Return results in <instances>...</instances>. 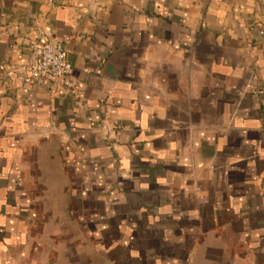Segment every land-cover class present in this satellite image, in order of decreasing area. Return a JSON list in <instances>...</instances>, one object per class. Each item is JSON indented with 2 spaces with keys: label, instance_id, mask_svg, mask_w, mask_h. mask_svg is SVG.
<instances>
[{
  "label": "crops",
  "instance_id": "1",
  "mask_svg": "<svg viewBox=\"0 0 264 264\" xmlns=\"http://www.w3.org/2000/svg\"><path fill=\"white\" fill-rule=\"evenodd\" d=\"M0 264H264V0H0Z\"/></svg>",
  "mask_w": 264,
  "mask_h": 264
},
{
  "label": "built area",
  "instance_id": "2",
  "mask_svg": "<svg viewBox=\"0 0 264 264\" xmlns=\"http://www.w3.org/2000/svg\"><path fill=\"white\" fill-rule=\"evenodd\" d=\"M71 69L61 43L53 40L41 41L33 46V62L24 81L46 85L66 77Z\"/></svg>",
  "mask_w": 264,
  "mask_h": 264
},
{
  "label": "rangeland",
  "instance_id": "3",
  "mask_svg": "<svg viewBox=\"0 0 264 264\" xmlns=\"http://www.w3.org/2000/svg\"><path fill=\"white\" fill-rule=\"evenodd\" d=\"M77 181V184L79 183V180H76ZM86 183H88L89 182V180L87 179V180H84ZM85 183V184H86ZM73 188H75V189H78L79 187H80V185H78L77 186V184H75V181L73 180ZM82 185H84V184H82ZM71 196H73V195H71ZM85 196V195H84ZM83 196V197H84ZM68 197H70L69 195H67V198ZM74 198H78V199H80L79 198V194H76V195H74ZM83 201H85V202H88V199L87 200H83ZM51 206H52V203H51ZM44 213H46V212H44ZM75 213H77V211L75 212L74 210H68V208H66V210H65V212L64 211H62V210H52V211H49L48 212V217L51 219V220H53V219H55V218H65V219H73L74 218V214ZM85 218H87V217H85ZM56 230V232H57V234H61L62 233V231H63V233H64V235L65 236H67V241H66V243H63V244H66V248H65V250H66V252L67 253H71L72 254V252H73V247H74V245H76L77 246V244H74L73 243V237H76V236H78V235H80V228L79 227H75V226H72V225H69V224H67L66 225V227H50V233L52 234V232L53 231H55ZM70 237V238H69ZM84 247H86V246H84V244H83V248ZM85 249V248H84ZM83 249V250H84ZM85 250H89V249H85Z\"/></svg>",
  "mask_w": 264,
  "mask_h": 264
}]
</instances>
